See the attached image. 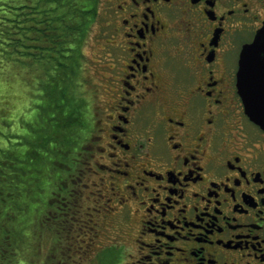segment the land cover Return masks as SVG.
Here are the masks:
<instances>
[{"label":"flooded vegetation","instance_id":"flooded-vegetation-1","mask_svg":"<svg viewBox=\"0 0 264 264\" xmlns=\"http://www.w3.org/2000/svg\"><path fill=\"white\" fill-rule=\"evenodd\" d=\"M98 5L89 156L71 196L96 235L118 222L119 264H264V130L239 93L264 85L263 55L242 52L264 0Z\"/></svg>","mask_w":264,"mask_h":264},{"label":"trees","instance_id":"trees-1","mask_svg":"<svg viewBox=\"0 0 264 264\" xmlns=\"http://www.w3.org/2000/svg\"><path fill=\"white\" fill-rule=\"evenodd\" d=\"M97 5L0 0V82L1 70L17 78L26 65L36 77L31 104L0 91V264H85L94 250L84 196L70 194L89 156V105L72 99L68 82Z\"/></svg>","mask_w":264,"mask_h":264},{"label":"rangeland","instance_id":"rangeland-1","mask_svg":"<svg viewBox=\"0 0 264 264\" xmlns=\"http://www.w3.org/2000/svg\"><path fill=\"white\" fill-rule=\"evenodd\" d=\"M100 14L99 5H97L96 16L90 24L89 32L87 33L86 40L81 47L82 57L77 59V69L68 82V90L70 96L76 99H80V104L83 103L84 107H88L86 111L85 122L89 123L91 118V105L95 101L94 97V84L98 80L99 72V62L100 60V42H99V27H100ZM74 63L72 64V67ZM25 67V66H24ZM26 70L21 71L17 78L12 76L11 73H3L4 80L0 82V91L7 92V97L9 102L13 99L18 103L31 104L32 97L31 91L35 89L36 77L30 71L29 66L26 65ZM1 73V76H2ZM40 69L36 71V76L40 75ZM92 77V81L89 79ZM12 80H10V78ZM8 78V79H6ZM34 78V79H32ZM16 92H15V91ZM13 92H20V96L27 97V101H22L23 99L14 97ZM30 99V100H29ZM50 112V111H49ZM91 122V121H90ZM13 141V139H10ZM98 235L96 236L95 242L93 244L94 250L91 253L90 259L85 264H119L122 258H124V251L114 242L123 241L122 232L119 229V224L116 221L102 220L98 221ZM127 246H129L127 244Z\"/></svg>","mask_w":264,"mask_h":264},{"label":"water","instance_id":"water-1","mask_svg":"<svg viewBox=\"0 0 264 264\" xmlns=\"http://www.w3.org/2000/svg\"><path fill=\"white\" fill-rule=\"evenodd\" d=\"M242 52H259L263 55L260 56L259 61L264 62V25L256 34L254 41L248 44ZM247 59V57L242 56L241 61L244 62ZM244 71L243 65L240 66L239 75L243 77ZM257 76L261 77L259 73ZM244 84L242 82L239 83V93L244 100L246 112L264 130V85H258L254 89L245 90L243 88Z\"/></svg>","mask_w":264,"mask_h":264}]
</instances>
